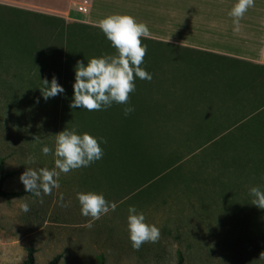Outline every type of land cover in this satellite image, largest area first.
I'll list each match as a JSON object with an SVG mask.
<instances>
[{"label":"rangeland","instance_id":"1","mask_svg":"<svg viewBox=\"0 0 264 264\" xmlns=\"http://www.w3.org/2000/svg\"><path fill=\"white\" fill-rule=\"evenodd\" d=\"M154 1L88 0L90 13L82 17L75 10L76 0H0V4L28 5L13 7L16 12L12 7L0 6V176H4L5 190L23 189L19 175L25 167L51 169L53 155H41V145L53 148L55 134L74 125L69 101L65 102L60 94L44 100L38 88L41 79L51 80L53 76L60 83L55 75L63 63L64 45L55 36L60 31V20L46 23L30 12L93 24L113 13H127L139 21L146 16L153 21L162 10L165 43H190L192 38L205 36L207 32L201 26L205 28L206 21L211 22L207 26L212 36L222 33L232 37L234 43L245 42L243 49H255L254 38L258 31L263 32V22L255 20H264V0H254L253 7L240 19L245 40L232 30L228 13L234 0L140 4ZM20 10L27 13L21 15ZM151 27L157 33V28ZM141 42L146 46L141 67L152 78L135 79V89L141 90L138 95L161 93L162 98L199 102L203 107L188 112L234 117L248 115L264 99V72L242 65L229 70L212 66L201 75L194 69L199 63L207 64L199 60L200 55L165 43ZM78 46L74 43L71 47L74 52L83 49L86 57L83 44L81 49ZM143 81L149 88L159 89V94L143 92ZM228 82L241 86L247 83L250 87L236 93L228 88ZM81 125L84 130L77 127V131L89 133L84 123ZM228 126L224 124L216 133L224 134ZM147 142V151L155 162H94L87 168L61 173L60 188L42 194L43 203L32 194L0 199V264H22L30 245L35 249V264H45L56 254L60 255L57 264H99L100 258L104 264H175L179 256L182 264H264V208L252 204L249 196L252 186L264 188V174L244 170L223 155L219 143L200 147L191 136L162 133L149 134ZM30 155L36 158L34 164L27 162ZM89 190L102 192L117 206L86 228L90 217L80 214L76 193ZM58 191L63 192L67 206L57 203ZM22 200L29 202L28 212L20 211ZM129 205L143 212L146 220L160 230L155 243L145 242L138 251L128 239Z\"/></svg>","mask_w":264,"mask_h":264},{"label":"trees","instance_id":"2","mask_svg":"<svg viewBox=\"0 0 264 264\" xmlns=\"http://www.w3.org/2000/svg\"><path fill=\"white\" fill-rule=\"evenodd\" d=\"M42 20L46 23L54 21V19L44 18ZM59 26L60 31L55 33V36L59 38V42L61 41L59 44L62 47L64 45L60 59L63 63L55 75L64 89L63 94L60 95L65 102L68 100L71 105L76 62L86 63L89 58L101 54L114 55L116 50L114 52V48L98 27L91 28L87 24L66 23L63 20L60 21ZM75 33H77V39H74ZM142 40L158 45L165 43L150 41L146 38H142ZM74 43L79 44L80 49L83 44L84 51L88 52L86 57L82 52L83 49L74 52L71 47ZM165 44L176 48L169 43ZM196 54L201 56L200 61L207 62V64H197V62L195 63L197 65H194L195 71L201 75L208 73L212 66L217 69L225 66V70H229L232 66L242 65L249 70L264 72V65L217 55ZM207 58H214L219 62L212 63L206 60ZM56 59L58 62V58ZM225 62L226 65H223ZM192 78L195 77L192 76ZM227 85L236 93L248 90L250 87L247 83L241 86L235 82L230 84L228 82ZM141 87L143 92L159 94V89L149 88V84L144 81ZM139 92L141 90L135 89L129 94V104L134 110L127 116L122 111L124 105L115 103L111 107L99 111L71 107V112L74 114V125L83 131L81 124L84 123L90 134L104 138L105 142L100 145L103 149V156L95 162H155L154 156L147 151L149 148L147 136L160 133L162 135L183 134L186 138L191 136L195 139L196 144L200 147L206 143L212 146L219 143L222 145L220 149L223 155L240 164L244 170L260 175L264 174V99L259 100L248 115L234 117L214 113L188 112L200 110L203 107L199 102L194 104L189 100L174 101L166 97L162 98L161 93L158 96L145 97L143 94L138 95ZM224 124L229 125L225 129L227 131L219 135L216 130L222 128ZM230 127L232 128L230 129ZM95 131H99V133L97 134ZM138 171L140 172L139 169ZM3 181L4 176H0V199L9 200L31 194L26 193L24 189L7 191L3 188ZM34 253V247L28 246L22 264H35ZM59 259L60 255L56 254L45 264H57ZM99 264H104L103 258H100ZM175 264H182L181 256L178 257Z\"/></svg>","mask_w":264,"mask_h":264},{"label":"clouds","instance_id":"3","mask_svg":"<svg viewBox=\"0 0 264 264\" xmlns=\"http://www.w3.org/2000/svg\"><path fill=\"white\" fill-rule=\"evenodd\" d=\"M254 0H234L228 13L232 18L233 32L241 31L240 19L245 12L253 7ZM111 46L116 50L114 55L101 54L93 56L86 63L77 61L74 66V82L72 84L73 97L70 107L99 111L111 107L114 103L124 105L122 111L125 116L134 109L129 104V94L135 91V79L151 80V73L141 65L144 63L146 46L142 38L147 37L148 27L143 22L127 13H113L101 18L96 25ZM41 98L48 100L57 94H63V87L53 76L51 80H43ZM104 138L94 136L88 132H78L77 126L64 127L54 136V146L50 149L47 144L41 145L40 153L47 156L50 152L54 158V166L25 167L19 175V181L26 193L40 198L42 194L49 195L60 188L61 173L80 168H87L103 156ZM29 164H34L36 158L29 156ZM252 204L264 208V188L252 186L249 189ZM76 199L80 205V214L90 219L84 227L91 228L93 222L102 215L115 211L116 204L105 199L102 192L79 191ZM57 203L61 207L67 206L63 192H57ZM20 211H29V202L20 201ZM128 239L133 250H139L145 242L155 243L160 237L159 227L146 220L143 212L133 205L127 208Z\"/></svg>","mask_w":264,"mask_h":264},{"label":"crops","instance_id":"4","mask_svg":"<svg viewBox=\"0 0 264 264\" xmlns=\"http://www.w3.org/2000/svg\"><path fill=\"white\" fill-rule=\"evenodd\" d=\"M5 3V4H4ZM2 4H0V6H7L6 8H10L11 7H20V6H28V5H23L20 3H6L4 2ZM141 6H162V0H155L154 2H150V3H146V2H140ZM16 11L17 8H13ZM91 9V8H90ZM90 9H89V13H90ZM13 10V11H14ZM20 14L23 15L25 13H27L26 10H20ZM77 12V11H76ZM78 13V12H77ZM88 13V15H89ZM33 14L34 15H38V17H40L41 19H54V20H63L66 23H76V24H85L87 23L85 21V23H82L84 21H80L78 19H72V21H68L66 20V18H58L56 16H52L49 14H45V13H36V12H30L29 15ZM79 14V13H78ZM81 15V14H79ZM82 16V15H81ZM83 17V16H82ZM137 20V19H136ZM139 21V20H137ZM141 22H143L144 24L147 25L148 27V35L147 37H145L147 40L150 41H154V42H158V43H162V10H160V12L157 14V18L155 20L152 21V19L150 20V18L144 16V19L140 20ZM256 23H262L264 24V20L261 21H257L255 20ZM206 27H202L201 26V30L206 31L207 33L204 34L205 36L203 37H197V38H192L190 43L187 42H180V41H176V42H171L168 41L166 43H169L171 45H174L176 48L180 49V50H184V51H190L193 53H198V54H208V55H217L219 57H229L231 59H238L241 60L243 62H249L251 64H260V65H264V28H263V32L260 33L259 31L257 32V36L254 38V43L253 45L255 46V49H251V48H247L243 49L242 45L246 46L247 43H234V40H231L232 37L225 35V34H220L217 33L215 35H211V27L209 28L207 25H210V21H206ZM157 24V25H156ZM89 27L91 28H95L97 27V22H94L93 24L89 23L87 24ZM157 28V33L156 31H152V27ZM193 31H195V28H192ZM199 30V29H198ZM260 33V35H259ZM239 36H243L244 40L246 39V35L244 34V32L240 31L238 33ZM248 38V37H247ZM229 39L231 40L229 42ZM241 39V38H240ZM253 40L250 39L249 42H252ZM182 43V44H181ZM238 48V50H235V48Z\"/></svg>","mask_w":264,"mask_h":264},{"label":"built area","instance_id":"5","mask_svg":"<svg viewBox=\"0 0 264 264\" xmlns=\"http://www.w3.org/2000/svg\"><path fill=\"white\" fill-rule=\"evenodd\" d=\"M78 4L75 5V10L82 16L87 15L90 6H88V0H76Z\"/></svg>","mask_w":264,"mask_h":264}]
</instances>
